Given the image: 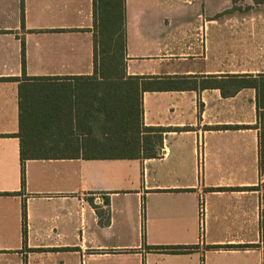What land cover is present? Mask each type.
Masks as SVG:
<instances>
[{"label":"crops","instance_id":"obj_1","mask_svg":"<svg viewBox=\"0 0 264 264\" xmlns=\"http://www.w3.org/2000/svg\"><path fill=\"white\" fill-rule=\"evenodd\" d=\"M219 1L0 0V264H263L264 10Z\"/></svg>","mask_w":264,"mask_h":264},{"label":"trees","instance_id":"obj_2","mask_svg":"<svg viewBox=\"0 0 264 264\" xmlns=\"http://www.w3.org/2000/svg\"><path fill=\"white\" fill-rule=\"evenodd\" d=\"M256 3H259V2H264V0H254ZM110 19V18H109ZM100 21V23H101V19L99 20ZM110 28H114V27H111V25L109 26V29ZM114 30H115V28H114ZM113 30V31H114ZM100 32H101V30H100ZM120 33V32H119ZM101 36H102V39H103V33L101 32ZM116 42H119V39H117L116 40ZM116 47H117V43H116ZM109 57H110V59L111 60H113V61H110V62H114L115 64L118 62L117 61V55H116V52H114V53H110L109 54ZM24 47H23V44H22V69H24ZM107 73L109 74V75H117V76H122V74H124V72H123V70H122V67H120L119 65H115V66H110V67H108L107 68ZM224 84L226 85V86H230V87H232L233 89L232 90H225L224 89V86L223 85H221L220 86V88H221V91H222V93L224 94V95H230V94H232L234 91H236V90H238L241 86L243 87V85H244V82L243 81H241L240 79H236V78H229L228 80H225L224 81ZM248 84L249 85H254V86H256V83H254V82H248ZM260 86H263L264 87V81H262L261 83H260ZM142 88H143V85H142ZM259 102H260V104H262V105H264V96H260V98H259ZM37 150H38V148L37 147H25V146H21V148H20V158H21V163H22V165H21V182H22V184H23V182H24V171H23V161L25 160V159H27V158H33V157H36V152H37ZM104 203H108V200H107V198H105V201H104ZM102 214V212L100 211V210H98V215H99V217L101 218V215ZM108 222V216L105 218L104 217V220L103 219H101V223H107ZM263 264H264V262H263Z\"/></svg>","mask_w":264,"mask_h":264},{"label":"rangeland","instance_id":"obj_3","mask_svg":"<svg viewBox=\"0 0 264 264\" xmlns=\"http://www.w3.org/2000/svg\"><path fill=\"white\" fill-rule=\"evenodd\" d=\"M253 0H222L219 1V8L223 12L221 16L224 14L227 15V10H231V12H239L241 14L248 12L250 9H260L264 10V6H255L252 4ZM252 4V5H251ZM231 8V9H230ZM162 10V9H161ZM119 22V19L116 17L110 19H101L100 23V30L102 33L105 31H109V26L115 27L116 24ZM107 33H105V36ZM104 38V34H103Z\"/></svg>","mask_w":264,"mask_h":264},{"label":"built area","instance_id":"obj_4","mask_svg":"<svg viewBox=\"0 0 264 264\" xmlns=\"http://www.w3.org/2000/svg\"><path fill=\"white\" fill-rule=\"evenodd\" d=\"M96 200H97V203H99V204L103 203V200L100 197H97ZM203 211H204V208H203L202 200H199V202H198V214H199L201 221H202Z\"/></svg>","mask_w":264,"mask_h":264}]
</instances>
